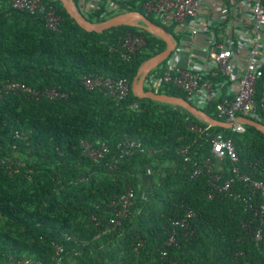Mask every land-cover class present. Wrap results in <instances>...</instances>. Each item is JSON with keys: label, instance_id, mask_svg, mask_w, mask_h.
Masks as SVG:
<instances>
[{"label": "trees", "instance_id": "obj_1", "mask_svg": "<svg viewBox=\"0 0 264 264\" xmlns=\"http://www.w3.org/2000/svg\"><path fill=\"white\" fill-rule=\"evenodd\" d=\"M43 2L54 6L63 18L59 31L47 29L41 16L0 1V264H12L14 259L20 264H56V245L65 249L63 264H264V235L257 244L243 227L252 218L245 204L222 195L209 199L208 178L192 177L209 151L207 142L202 139L200 146L192 148L187 162L178 152L195 140L186 116L207 124L179 107L139 99L132 89L125 100L117 101L81 85L82 76L94 74L126 79L131 87L141 65L164 51L165 42L126 26L86 32L61 2ZM143 2L117 3L118 11L101 18L107 12L103 4L86 17L102 22L124 12L146 15ZM147 16L163 26L155 16ZM128 33L144 36L145 46L124 60L119 45ZM154 75L161 77L162 70L153 71L147 82ZM12 83L40 92L57 87L67 97L36 100L29 94L1 91ZM146 83V90L190 100L172 85L157 90ZM263 90L259 85L254 117L262 124ZM135 104L138 110L132 108ZM202 110L224 120L215 104ZM245 127L243 134L211 129L233 139L242 161L264 168V135ZM83 141L97 147L105 143L110 154L92 161L83 153ZM124 141H140L141 149L116 163L118 145ZM196 151H200L197 156ZM14 159L20 165L9 174L6 166ZM148 169L152 170V190L139 197L142 175ZM129 186L138 197L130 218L117 233L97 239L100 229L93 217L105 228L113 217L108 205ZM189 210L195 213L189 234L179 235L177 245L169 247L174 221ZM165 251L168 257H163Z\"/></svg>", "mask_w": 264, "mask_h": 264}, {"label": "built area", "instance_id": "obj_2", "mask_svg": "<svg viewBox=\"0 0 264 264\" xmlns=\"http://www.w3.org/2000/svg\"><path fill=\"white\" fill-rule=\"evenodd\" d=\"M127 1L78 0V8L86 16L101 10L105 4L107 12L102 13L101 18H106L110 6ZM209 3H213L212 6ZM8 6L41 16L47 29L53 32L59 31L63 22L57 9L43 0H10ZM143 9L146 15L160 20L164 28H171L176 42L175 50L158 68L162 70V76H151L145 83L157 90L162 85H172L185 92L190 99L188 101L201 110L215 104L223 121L232 125L227 130L234 134L245 133L246 127L239 119L242 116L254 119L258 86L264 88V0H144ZM143 46L144 36L126 34L119 45L122 58L131 59ZM81 85L87 91H98L106 98L117 101L125 100L131 91L126 79L116 80L94 74L82 76ZM1 91L5 94H29L36 100L56 101L67 97L57 87L40 92L22 83L7 84ZM132 108L138 110L139 106L135 104ZM185 121L195 140L192 145L178 150L184 160L191 159L192 148L200 146L202 139L209 145L208 153L202 155V162L193 171L192 177L208 178V198L211 200L222 195L242 201L252 217L243 223L246 234L255 243H261L264 235V168L257 163L242 161L233 139L224 133L215 132L212 127L203 126L190 116H186ZM17 137H20L19 134ZM139 148L140 141L119 144V158H114L116 163ZM82 149L85 157L92 161H99L110 154V148L105 143L97 147L83 141ZM199 154L200 151L195 152V156ZM15 165H20L16 159L7 164L9 174L13 173ZM147 173L152 174V170L148 169ZM137 200L134 188L129 186L108 205L113 217L105 228H101L102 221L93 217V223L100 229L97 239L117 233L123 222L130 218ZM193 218L195 213L189 210L174 221L169 247L177 245L179 235L185 237L189 234ZM86 245L88 243L82 244L83 247ZM64 252L63 246H55L56 264L64 263ZM243 255L244 252L239 254ZM168 256L167 251L163 252V257ZM12 264L20 262L14 259ZM23 264H29V261ZM245 264L251 263L245 261Z\"/></svg>", "mask_w": 264, "mask_h": 264}, {"label": "water", "instance_id": "obj_3", "mask_svg": "<svg viewBox=\"0 0 264 264\" xmlns=\"http://www.w3.org/2000/svg\"><path fill=\"white\" fill-rule=\"evenodd\" d=\"M62 3L63 8L68 15L76 21V23L86 32L103 33L106 30L126 26L132 28H139L147 33L161 39L165 42V49L161 53L152 57L144 62L138 70L136 77L132 82V92L135 97L139 99H149L165 105H172L179 107L183 111L189 113L199 121L204 122L212 128L230 129L232 125L225 123L224 121L217 120L203 110L194 106L190 101L176 96H170L167 94H161L152 90H146L145 82L148 76L159 68L175 50L176 42L174 36L169 33L164 27L154 23L148 18L147 15L137 12H124L106 19L102 22H91L78 8L75 0H55ZM239 122L245 126H251L256 128L264 135V124L251 119L249 117L242 116Z\"/></svg>", "mask_w": 264, "mask_h": 264}, {"label": "crops", "instance_id": "obj_4", "mask_svg": "<svg viewBox=\"0 0 264 264\" xmlns=\"http://www.w3.org/2000/svg\"><path fill=\"white\" fill-rule=\"evenodd\" d=\"M2 3L1 4H4V5H9V2H6V1H2L0 0ZM213 3H209V6H212ZM110 13L113 12V11H118V6L115 4L110 6ZM152 181H153V177H152V174H143L142 175V184L140 186V192H139V197H144V196H148L150 193H151V190H152V187H151V184H152Z\"/></svg>", "mask_w": 264, "mask_h": 264}]
</instances>
